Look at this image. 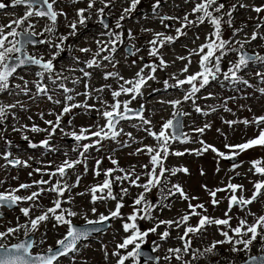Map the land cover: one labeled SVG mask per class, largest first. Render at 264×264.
<instances>
[{
	"label": "rangeland",
	"instance_id": "374dc122",
	"mask_svg": "<svg viewBox=\"0 0 264 264\" xmlns=\"http://www.w3.org/2000/svg\"><path fill=\"white\" fill-rule=\"evenodd\" d=\"M147 5L143 7L148 9V5L151 1L147 0ZM0 2H7L9 7L5 9H0V26H4L10 23L12 20L21 17L24 14V7L17 6L16 8L11 7V0H0ZM106 3H109V8L104 10V16L109 18V28L103 29L99 24L100 16L97 15V10L103 7V4L100 3V0H97L92 13L91 19L87 21V26H79L77 34L75 36H69L68 40L64 43L65 51L62 52L57 59L54 61L57 72H63L64 76L70 79V82L67 80H58L57 85L63 83L66 87L74 89L73 92L69 93L73 95L75 99L72 103H83L87 99L89 105H95L96 108L103 110L104 105L100 103L101 100L108 101V103H113V98L111 92L113 90H118L119 85L123 81H118L115 78H104L106 72H117L125 80H130L135 77V74L140 71L141 68H144V74L147 76L151 74L150 68L144 67L145 65L150 64V61L155 60L156 65H159V57H151L148 54L147 49L151 47L147 42L153 38L155 32H162L165 35L175 36V28L180 25L176 21H166L171 25L170 28H165L161 22L159 15L162 16H172V17H182L185 13H190L194 3L198 0H161L160 7L156 12L148 10L144 12L143 10L134 11L132 15L127 16L124 21H122V28L116 29L115 23L118 17L123 12V9L128 6L129 0H105ZM225 3L226 6L233 3H237V9L233 12V27L241 28L243 31L237 34L235 37L231 36L232 28L223 26V38L233 40V43L236 40L244 41L246 38H250L253 30H257L253 23H260L258 19V14L251 10L252 6H261L263 5L264 0H243L244 4L248 5L247 8H240L238 5L242 0H221ZM87 5V0H80L78 3H73L72 0H58L57 4L54 5L57 11H63L67 14V19L64 16H58L57 23L55 26V33L49 34L45 32V28L50 24L45 18H31L30 21L25 22V25H22L21 28L17 29L22 31L29 23L34 27L30 29L37 33L36 37L38 39L46 40L51 39L52 43H59L58 37L61 35H67L70 29L67 27L68 23L75 19V10L77 8H84ZM87 15V13H86ZM260 18H264V13L259 14ZM190 19L194 17L190 16ZM171 22V23H170ZM110 23L113 24L110 25ZM13 27H15L13 25ZM131 30L135 39H130L127 36L128 30ZM142 29H150L151 31H142ZM116 31L123 33V44L117 47V51L114 54L104 52L101 53V57H97L101 67H93L86 69L91 73L90 77H83V74L79 71L80 68H84L85 64L83 63L86 60L93 58V54L97 51V40L102 42H107L109 39L103 33L107 31ZM211 26L205 22V24L200 25L199 27H190L186 29L187 35L181 36L179 39L172 44H165L163 48L160 49V54L162 58L167 63L166 68L157 67V71L154 73L155 80H149L147 84L142 88V96H138L135 100H132L129 105L130 108L137 109L141 105L145 107L144 117L151 121V124L145 127L151 128L152 131L159 132L161 125L172 118L173 108L168 103H161V101H173L177 99H183L185 90L189 88V85H184L181 88L169 87L165 89L164 81L167 80L170 85H174L176 80L173 79V76H176L179 79H184L185 76L199 71V57L192 55L191 64L188 65L189 72L181 74V69L188 63V60H180L177 57H188L189 52L192 49H197L201 44L205 42V37L211 31ZM260 35H264V26L259 30ZM43 33V35H39ZM199 36V39L196 37ZM80 48H90L92 51L88 53L80 52ZM126 48L128 50L126 51ZM140 49L136 55L129 57L130 50ZM245 50L254 53V51H264V39H258L251 41L250 44H245ZM25 51L29 55H34L36 57L43 56L45 60L51 58V52L55 51L54 48H50L48 44H40L39 46H28ZM127 52V53H126ZM232 53V52H230ZM261 54V53H260ZM104 55H111L113 57L112 63L102 59ZM236 56L231 54L223 60V64L230 59H233ZM78 57L80 63H76L73 59ZM141 57L143 59H141ZM148 61L147 64L144 61ZM115 64V67L112 65ZM256 65H251L245 73H242L241 76L250 80V84L253 85L251 88L243 93L237 91V95L227 93L226 91H221L217 83H209L205 88L201 89L199 92L201 96H197L196 105H198L203 111L202 113H197L194 111V106L192 101L183 102L179 107L188 115L183 116V132L188 134V142L181 143L179 140L173 141L171 143L170 151H180L184 152L183 156H174L170 155L167 160H165V167L175 168V167H186L189 169L188 174L178 173L174 177H170L171 183L180 184L187 195L191 197H198V200H191V203L198 204L203 203L208 209L207 215L224 218V212L227 209V199H225L226 193H218L217 198L220 199V203L217 207L213 208L210 203V197L208 192L202 187L206 185L208 189L223 188L231 180L232 183L243 184L245 197L251 196L253 189L254 181L264 179L259 175H253L250 168V161L253 159L264 158V147H255L250 149L242 154H240L238 164H241L240 167L236 168L235 171H231L232 168L228 164L223 162V159L216 156L215 153L208 151L204 152L202 155H195L194 150L200 149L202 145L199 143L200 140H203L206 144L213 145L221 152H228V149L225 148V144L236 145L243 143L250 139L254 138L258 129L255 125L245 126L242 123H236L232 126H229L225 121H242L244 119L252 120L253 117H258L264 115V95H261L257 89L264 87V83H261L259 78L255 76V72L264 71V65H260L258 68L253 69ZM75 69V71H71ZM38 69L28 68L21 69L18 71V76L14 77L11 81L12 85L22 84L23 82L19 79V76H23L24 79L28 80L30 83L28 87L31 89L29 95L15 93L18 92L14 87L10 88L9 93H0V104H10L17 101L24 106L22 110L19 106L15 109H12L11 112L15 113L16 119H13L11 115L4 121L3 124H0V192H4L9 189H15L20 184H32L34 181L40 179L49 180L50 177L46 174H41V172L35 171L36 169H41L42 173H47L54 171L57 166L65 159L75 160L78 157V152L73 151V148L76 146V142L71 139L69 136L63 135L60 130L56 131V134L50 139V148L54 149L53 151L46 150L43 147H30V144L35 142V144L40 145L41 141L48 138L46 132L32 133L30 131H13V126L20 128L21 125H27L29 128L35 124L41 128H47L48 126L44 124V120H55L56 114L60 113L63 107L64 93L62 89L55 87L51 82L45 77L44 83L47 84L51 95H53V100H60L61 104H55L47 99L46 96H35V87L31 83L37 79L34 73ZM73 79H79L80 82L73 84ZM85 84L88 85V88H85ZM110 86V87H106ZM103 88V92L96 91L97 89ZM88 92L90 94L89 98H86L84 95H77V93ZM198 94V93H197ZM211 96L209 99L204 97ZM121 102L131 99L130 96L122 94L118 98ZM226 102V107L231 109V111H225L224 105ZM212 107H216V111H211ZM250 109V110H249ZM203 113H208L204 115ZM43 114V119L41 118ZM31 117V119H29ZM71 121V124H69ZM105 123L104 119L95 110H86V109H73L72 113L65 114L61 121V127L65 132L77 131L79 132L80 128H89L92 127V130L95 131L96 128L94 125ZM139 125L140 121L136 122H120L118 128H123L124 133H132V136L135 138L136 142H131L130 147H123L122 143L128 140V137L121 135L117 138V141L104 140L100 145V150L97 151L96 148H91L86 154L87 160V172H85L84 165H77L74 169L68 171L67 176L64 178L69 185L76 183L77 176L80 177L79 184L76 187L71 189V192H66L62 200H67L71 197V203H62V207L65 209H71L76 212L77 215L74 217H66L70 219L71 222L86 221L85 217L88 220H96L99 215L102 213L108 215L110 209L115 208L116 201H97L96 204L91 203V196L88 192V189L103 181L104 176L101 174L99 177L95 176L93 169L95 168V163L97 159H101L102 163L100 165V170L108 168H115L116 165L111 164L109 157L118 161V166L129 170L132 166H135L138 173L142 172V165L148 163V156L141 153L139 155L132 154L137 148H141L144 145H150L155 147L156 141L147 135L139 127H133V125ZM205 124H209L210 128H206L204 133L198 134L194 129L204 127ZM170 131V130H169ZM23 135H27L30 138V142H25L22 138ZM3 137L6 138V141H3ZM8 141V142H7ZM91 141L85 140L81 143H90ZM7 160L4 159L5 154H9ZM67 153V156H65ZM9 159H19L21 161L27 162L28 167L23 165L13 168L9 165ZM219 169V171H217ZM201 170L203 175H201ZM31 173V175H29ZM239 173V175H237ZM120 173L116 172L114 175H119ZM167 175V174H166ZM59 177H53L52 183H55ZM143 182V178H142ZM45 185L43 187H48ZM124 187H127V182L124 183ZM115 190L119 193V186H114ZM38 189L34 186L27 190H21L17 195L26 196L29 195L32 191H37ZM141 189L131 188L130 196L125 197L123 201L125 207L121 209V212L126 216L131 212V208L128 204L131 200L140 192ZM79 193H84V195H79ZM115 193V192H114ZM157 193V190L154 189L152 193L148 194V199L154 201V195ZM240 193L238 192L237 195ZM56 198L54 193L44 192L43 195L39 198V204L41 208H33L30 213L32 218L41 214L43 209L51 207V201ZM167 203L171 204V208L157 209L152 213L155 220L151 221L147 226L151 228L154 226L156 220H170L176 219L184 212L188 211L187 201H182L176 197H173ZM31 202L21 203L18 205V208L6 209L0 208V232L6 231L10 227H17L28 222V218L24 217L23 214L19 211L20 207H29ZM96 209V213L93 214L92 209ZM251 212L256 213L257 215L264 214V196L258 198L257 202H254L249 206ZM199 211V209H198ZM230 215L233 217L231 223L235 227L238 223L239 218H247L249 222L252 221L253 217L246 215V211H240L238 208L234 207ZM197 217H193L190 220V223L195 225L197 222ZM122 221L120 219L112 220L111 226L98 235L90 238L86 242H83L78 246L79 251L72 253L67 257L60 259L56 264H116L117 258L112 256L111 253L116 251L115 245L120 243L123 237L126 235L122 230ZM146 226V225H144ZM144 226H140L142 230H146ZM67 225H57L54 220L50 219L46 222H43L37 231L30 232L28 235H33L34 249L32 250L33 254L41 253L47 251L49 247H54L57 240L62 239L67 232ZM166 226H161L156 234H150L147 240L144 243H147L153 248L154 244L158 245L156 250V255L158 256L157 264H172L176 260L173 258L171 260H165V256H171V253L168 252L169 248L181 247L182 243L178 239V236L182 234L183 228L177 230L175 227L169 229L170 237L167 240L161 241L159 239V233L165 230ZM27 235V236H28ZM231 235V233H230ZM24 230L15 233L2 242L5 245H12L21 240L22 237H25ZM195 239L196 247L203 249L209 247L213 241L223 239L220 236L218 229L215 226L207 227L203 234L192 236ZM103 246H107L106 250L109 253L107 259H105V250ZM223 248H227L229 253L225 251L224 258L225 260H218L217 264H232L234 261H239L243 259L248 253L258 255L264 253L262 246L259 242H255L251 247L249 252H232L230 244H222ZM217 248V247H216ZM213 253H215L213 251ZM250 254V255H251ZM210 258H205L203 256L199 257L197 264H206L209 261L213 260L212 254ZM217 257V256H216ZM215 257V259H216ZM184 260H189L193 258L191 255H183ZM233 258V259H232ZM214 261H211L215 263ZM126 264H133L131 260L127 261ZM181 264V263H178ZM191 264L193 261L191 260Z\"/></svg>",
	"mask_w": 264,
	"mask_h": 264
},
{
	"label": "snow or ice",
	"instance_id": "6c2138e0",
	"mask_svg": "<svg viewBox=\"0 0 264 264\" xmlns=\"http://www.w3.org/2000/svg\"><path fill=\"white\" fill-rule=\"evenodd\" d=\"M58 0H11V7L16 8L17 6H23L25 11L24 14L12 20L10 23L0 26V93H9L10 88L14 87L18 90L16 95L24 94L29 95L31 89L28 87L29 81L24 79L23 76H19V79L23 82L22 84L12 85L11 81L14 77L18 76V69L27 66L34 65L38 67V71L34 73L37 77L36 80L31 81L35 87V96H46L47 99L55 104H61L60 100H53V95L49 94L50 90L45 81V77L51 82V84L59 89L63 90L64 101L63 107L60 113L56 114V119L44 120V124L47 128H41L38 125L33 124L30 128L27 125H21L20 128L13 126V131H30L32 133L46 132L48 138L41 141L40 145L31 143L30 147H43L46 150L53 151L50 148V139L56 134L59 129L60 132L69 136L76 142V146L73 151L78 152V157L75 160L65 159L61 165L57 166L54 171L47 173H42L41 169H36L35 171L41 172V174H46L50 177L49 180L40 179L34 181L32 184H20L15 189H9L4 192H0V208L7 207L9 209L17 207L21 203L31 202L29 207H20L19 211L24 217L28 218V222L17 227H10L6 231L0 232V241L5 238L14 235L15 233L24 230L27 236L30 232H35L38 230L43 222L50 219L54 220L57 225H67L66 235L62 239L57 240L56 249L49 247L47 249V254H33L32 248L35 245V241L20 242L9 246L0 243V264H56L60 257H67L70 253H76L79 251L78 243L89 238L90 232L99 231L100 229L95 227L96 225H103L109 220L120 219L122 221V230L126 234L120 243L115 245L117 251L111 253L112 256L117 258L116 264H126L127 261L131 260L133 264H140V257L142 255L141 248L142 244L150 236V234H156L157 230L163 225L166 226L165 230L159 233V239L161 241L167 240L170 237L169 229L175 227L177 230L183 228L182 234L178 236L181 241V247L169 248L168 252L171 256H165V260L175 259L181 261L182 264H189L188 261L183 260V255H188L192 250L193 241L191 236H196L203 234L207 227L215 226L220 236L223 237L221 240L213 241L212 244L205 248L203 251L196 249L191 251L193 259H199V257L206 254H212L217 245L230 244L232 252H249L251 247L255 242L264 246V214L257 215L251 212L249 206L254 202L258 201V198L264 196V179L254 181L251 196L245 197L243 195L245 189L243 184L232 183L231 180L223 188L208 189L206 185L202 187L208 192L210 203L213 208L217 207L220 203V199L217 198L218 193H226L225 199H227V209L224 212V218L213 217L207 215L208 209L203 203L193 204L191 200H198V197H189L183 187L180 184L171 183L170 177L176 176L178 173L188 174L189 169L186 167H175L167 168L165 167L164 161L170 155L183 156L185 153L180 151H170L171 143L173 141L179 140L181 143L188 142V134L181 131L182 125L180 122V117L188 115L180 109V105L183 102L189 100L192 101L194 106V111L197 113H202V109L196 105V94L205 88L211 81L219 80L220 76H223L224 81L231 82L233 84H243L249 88L253 87L248 80L243 79L239 73L249 68L252 64H264V55L259 52L254 54H248L245 49V44H250L251 41L258 39H264V35H260L259 29L264 26V18H260L259 14L264 13V5L252 6L251 10L258 14V19L260 23L257 24L256 29L251 33L250 38H246L243 42L236 40L233 43L231 39L223 38V26L232 28L231 36L235 37L237 34L243 31V28L233 27V12L237 9V3L226 6L225 3L220 2V0H198L194 3L191 12L185 13L182 17H172V16H162L160 18L161 24L165 28H170L171 25L165 23L166 21H176L180 26L175 28V36L165 35L162 32H155L153 38L147 43L151 46L147 49L148 54L151 57H159V67L166 68L168 65L160 54V49L165 46V44L175 43L177 39L181 36L187 35L185 29L190 27H199L200 25L207 22L211 26V31L205 37V42L201 44L197 49H192L189 52L188 57H177L180 60H188V63L181 69V74L188 73L191 64V56L196 55L199 57V71L185 76L184 79H179L176 76L172 78L176 80L174 85H170L167 80L164 81L165 88L176 87L181 88L184 85H189L190 87L185 90L183 99H177L173 101H161V103H168L173 108L172 118L165 121L159 132L152 131L151 128L145 127L151 124V121L144 117L143 115V105L139 109L133 110L129 107L132 100H135L138 96H142V88L147 84L149 80H155L154 73L157 71L156 64H148L144 67L150 68L151 74L147 76L144 74V68H141L135 74V77L130 80H125L117 72H106L104 78H115L118 81H123L119 85L118 90H113L111 96L113 98V103H108V101L101 100L100 103L104 105L103 110L96 108L95 105H89L87 99L83 103H72L75 99L73 95L69 93L73 92L74 89L66 87L63 83L57 85L58 80H67L68 77L64 76L63 72H57L55 70L54 61L57 57L65 51L64 43L68 40L69 36H75L77 34L78 25L87 26V21L91 19L92 10L97 2V0H87V5L84 8H77L75 10V19L71 20L67 27L70 29L67 35H61L58 37L59 43H52L51 39L40 40V44H48L50 48H54L55 51L51 52V58L45 60L43 56L36 57L34 55H29L25 51V45H31L34 41L31 39L36 36L35 31H31L34 26L29 23L22 31H17L25 22L30 21L31 18H46L50 21V24L45 28V32L51 34L55 33V26L57 23L58 16H64L67 19V14L63 11H57L54 5H56ZM73 3H78L80 0H72ZM161 0H154L152 5L153 12L160 7ZM103 4L102 8L97 10V15L100 17L104 16V10L109 8L110 4L106 3L105 0H100ZM141 3V0H129L127 7L123 9V12L118 17L115 23L116 29L122 28V21L126 19L133 13L137 6ZM240 8H247L248 5L240 2L238 5ZM9 7L7 2H0V9H5ZM87 13V15H86ZM194 17V19H190ZM99 23L104 29H108L110 26L105 22L103 18L99 20ZM13 25L15 27H13ZM142 31H151L150 29H142ZM39 35H43L40 33ZM109 39L107 42H102L97 40V51L93 54V58L84 61V68H80L79 71L83 74V77H90L91 73L86 69L93 67H101L97 57H101V53L108 52L111 54L116 53L117 45L122 43V34L116 31H107L103 33ZM127 36L130 39H135L132 31L129 29ZM199 39V36L196 37ZM238 45V47H237ZM80 52L88 53L92 50L90 48H80ZM140 49L130 50L131 55H136ZM230 52L236 53V60L229 62V67L227 71H222L221 62ZM76 63H80L78 57L73 58ZM102 59L112 63L113 57L111 55H104ZM141 59H143L141 57ZM115 67V64L112 65ZM75 71V69H71ZM255 76L259 78L261 83H264V71H256ZM79 79H73L72 83H79ZM110 87V86H106ZM85 88L88 85L85 84ZM98 92H103L104 89H97ZM257 91L264 95V87L258 88ZM128 95L131 97L129 100L121 102L118 98L122 95ZM77 95H84L89 98L90 94L86 91L84 93H77ZM205 99L211 98V96L204 97ZM20 107L24 110V106L20 104L19 101L10 104H0V124L8 118L9 115L13 119H16L15 113L11 112L12 109ZM225 111H231V109L223 106ZM86 109L95 110L104 119L105 123L103 125L96 124L94 127L80 128L79 132H65L61 127V121L65 114L72 113L73 109ZM250 110V109H249ZM211 111H216V107H212ZM132 114V115H130ZM207 115L208 113H203ZM43 119V114H41ZM31 119V117H29ZM132 119H138L140 121L139 125H133V127H139L147 133L148 136L152 137L157 143L156 146L144 145L141 148H137L134 153L139 155L141 153L148 156V163L142 165L143 171L138 173L135 166L131 169L125 170L118 166V161L109 157L111 164L116 165L115 168H108L101 172L100 165L102 163L101 159H97L95 163V168L93 173L95 176L99 177L101 174L104 176L102 182L91 186L88 192L91 196V203L96 204L97 201L107 202L109 200L116 201L115 208L110 209L108 215L100 214L96 220H88L85 217L86 223L92 225L93 227L89 230H80L74 226L70 219L66 217H74L77 215L76 212L71 209H65L62 207V203H71V197L67 200H62L66 192H71L73 187L78 186L80 177L77 176L76 183L69 185L64 179L68 171L74 169L77 165H84L85 172H87V157L86 154L91 148H96L97 151L100 150V145L104 140L117 141V138L122 134L128 137V140L122 143L123 147H130L131 142H136L132 133H124L123 128H117L121 121H128ZM242 123L246 127L249 125H255L258 129V135L254 138L246 140L244 143L229 145L225 144V148L228 152H221L213 145L206 144L203 140L199 143L202 145L200 149L194 150V154L199 156L204 152L211 151L216 154L217 157L223 160H233L240 154L253 149L255 147H264V115L253 117L250 121L244 119L242 121H225L229 126L236 123ZM71 124V121H69ZM206 128H210L209 124H205L204 127L194 129L198 134H203ZM174 130V131H169ZM24 140H28L27 135H23ZM91 141L90 143H81L82 141ZM9 154H5L4 159L7 160ZM67 156V153H65ZM13 167L21 166L28 167L27 162L16 159L10 161ZM249 171L253 175H259L264 177V158L253 159L250 161ZM241 164H234L231 171H235L236 168L240 167ZM219 171V169H217ZM120 173L119 175H114V173ZM167 174V175H166ZM201 170V175H203ZM31 175V173L29 174ZM239 175V173H237ZM53 177H59L55 183H52ZM143 178V182H142ZM127 182V187H124V183ZM49 185L48 187H43ZM36 187L37 191H32L29 195L21 196L17 195L21 190H27L32 187ZM114 186H119V193H114ZM136 188L141 189L140 192L133 198L132 203L128 205L131 208V212L128 215H124L121 209L125 207L124 198L130 194V189ZM157 190L158 200L156 203L149 200L148 194L152 193L153 190ZM44 192L54 193L56 198L51 201L52 206L47 207L41 211V214L32 218L30 213L33 208H41L39 204V198ZM240 193L237 195V193ZM79 195H84V193H79ZM173 197H176L182 201H187L188 211L184 212L176 219L170 220H156L154 226L146 230H142L139 226L140 221H153L155 218L152 213L157 209L171 208V204L167 203ZM236 207L240 211H246V215L253 217L252 221L249 222L247 218H239L238 223L235 227L232 226L233 217L230 215L233 208ZM199 209V211H198ZM93 214L96 213V209H92ZM2 215V214H0ZM193 217H197V222L195 225L190 223ZM231 233V235H230ZM107 246H103L105 250V259H107L109 253L106 250ZM158 245L154 244L153 251L158 249ZM129 249H131L129 251ZM120 250H124V254ZM264 251V247H262ZM183 254V255H182ZM152 259V258H149ZM251 264H264V256L250 257Z\"/></svg>",
	"mask_w": 264,
	"mask_h": 264
},
{
	"label": "water",
	"instance_id": "95a60500",
	"mask_svg": "<svg viewBox=\"0 0 264 264\" xmlns=\"http://www.w3.org/2000/svg\"><path fill=\"white\" fill-rule=\"evenodd\" d=\"M107 20H105V22H106ZM33 41H34V43L33 44H31V45H37L38 44V41L35 39V37H32L31 38ZM27 45H25V47H26ZM27 66H34V65H27ZM27 66H24V67H22V68H25V67H27ZM19 70V69H18ZM234 161V159L233 160H229V162H233ZM108 223H109V221H107L106 223H104L103 225H101V227H100V225H96L95 227H97V228H99L100 230L99 231H93V232H90V235H96V234H98V233H100V232H103V231H105L106 229H107V227H108ZM75 226V225H74ZM78 229H80V230H89V229H91L93 226L92 225H88V224H86V225H82V226H76ZM103 227V228H102ZM89 235V236H90ZM32 237H28V238H26V239H24V240H22L21 242H26V241H32ZM56 249V248H55ZM141 252H142V255H141V257H140V260H141V263L143 262V261H145V260H153V258H152V256H151V252H150V250L148 249V248H141ZM43 254H47V253H43ZM149 256V257H148ZM149 258H152V259H149ZM246 264H251V261H248Z\"/></svg>",
	"mask_w": 264,
	"mask_h": 264
}]
</instances>
